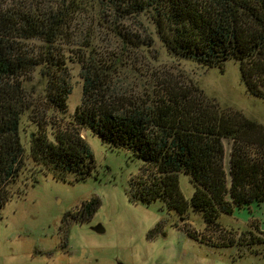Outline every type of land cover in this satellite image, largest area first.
<instances>
[{
	"label": "trees",
	"instance_id": "1",
	"mask_svg": "<svg viewBox=\"0 0 264 264\" xmlns=\"http://www.w3.org/2000/svg\"><path fill=\"white\" fill-rule=\"evenodd\" d=\"M143 14L152 19L170 54L206 67L234 59L247 91L264 98V0H23L0 5V207L19 196L18 183L27 171L52 172L58 179L71 172L78 179L90 174L93 155L81 135L89 129L142 160L132 199H161L179 216L191 209L202 216L204 232L222 229L228 236L219 242L212 233L190 236L252 251L264 244V230L251 223L227 227L219 216L264 202V124L222 109L201 90L196 95L190 89L164 88L145 102L119 92L113 74L121 60L93 54L92 40L99 35L91 26L105 25L126 50L137 38L121 25ZM79 22L88 27L76 31ZM71 63L81 68L82 100L69 114ZM36 74L42 89L34 92L29 85ZM33 92L36 101L29 99ZM30 112L38 119L30 118ZM55 115L58 121L51 120ZM22 131H27L26 142ZM225 139L231 142L228 169ZM179 172L195 186L190 198L180 191Z\"/></svg>",
	"mask_w": 264,
	"mask_h": 264
},
{
	"label": "rangeland",
	"instance_id": "2",
	"mask_svg": "<svg viewBox=\"0 0 264 264\" xmlns=\"http://www.w3.org/2000/svg\"><path fill=\"white\" fill-rule=\"evenodd\" d=\"M19 1L23 3L0 0V5L11 7ZM148 16L143 14L122 23L121 28L137 38L126 50L121 49L113 34L107 33L102 27L105 25L91 26L99 35L92 40L93 54L101 60H121L113 74L119 92L145 102L155 99L164 88L174 92L190 89L196 95L202 91L206 99L214 100L222 109L240 111L264 124V98L247 91L238 61L229 59L222 67H206L174 56ZM81 25L88 27L79 22L74 26L76 31ZM37 79L36 74L35 84L29 85L34 92L42 89ZM70 83L67 104L72 114L82 100L81 68L77 63L70 64ZM34 92L31 101H36ZM29 117L38 119L32 112ZM51 120L59 118L55 115ZM26 132L21 133L23 142L27 141ZM81 135L93 155L90 174L78 179L71 172L58 179L52 172L27 171L18 183L22 188L19 196L16 194L0 207V264H264V244L251 251L238 245L201 241L189 233L199 231L206 237L212 233L214 241L219 242L228 232L225 235L224 230L211 228L204 232L202 216L191 209L179 216L161 199H132V182L142 160L89 129H82ZM224 146L228 169L231 142L225 139ZM178 175L180 191L190 198L195 189L190 176L184 172ZM219 221L227 227L251 223L264 230V202L236 207L231 214H220ZM98 224L104 232L93 230ZM231 234L238 237L237 233Z\"/></svg>",
	"mask_w": 264,
	"mask_h": 264
},
{
	"label": "water",
	"instance_id": "3",
	"mask_svg": "<svg viewBox=\"0 0 264 264\" xmlns=\"http://www.w3.org/2000/svg\"><path fill=\"white\" fill-rule=\"evenodd\" d=\"M93 230L98 232V233H102V232H104V227L101 224H98V225H95L93 227Z\"/></svg>",
	"mask_w": 264,
	"mask_h": 264
}]
</instances>
